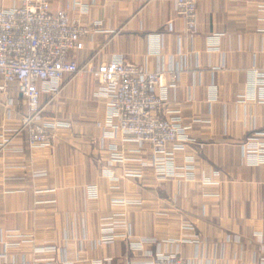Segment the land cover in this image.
I'll return each mask as SVG.
<instances>
[{
    "label": "crops",
    "instance_id": "0c3cea01",
    "mask_svg": "<svg viewBox=\"0 0 264 264\" xmlns=\"http://www.w3.org/2000/svg\"><path fill=\"white\" fill-rule=\"evenodd\" d=\"M69 2H54L53 10ZM81 2L87 12L76 7L72 15H82L91 32L74 59L82 65L93 58L98 67L123 56L151 72L178 70L177 86L167 78L159 93L168 102L166 115L179 120L197 145L175 152V179L161 182L152 170L140 180L105 177L114 157L110 169L121 177L150 153L139 155L126 139L106 136L108 107L87 74L45 99L47 122L68 125L51 129L57 135L53 149L31 152L26 134L3 145L28 114L12 86L14 104L0 110V252L4 242L17 243L10 257L21 260L35 243L65 247L66 258L77 264L142 260L143 251L131 252L119 239L122 229L113 242L103 240L110 234L103 219L116 211L113 200L127 197L141 201L125 221L135 238L153 240L145 250L180 252L191 264H263L264 158L257 163L242 145L254 132L264 136V104L251 98L255 82H264V0H198L193 37L179 21L168 29L174 0ZM7 98L0 92V101ZM123 221L118 216L115 224Z\"/></svg>",
    "mask_w": 264,
    "mask_h": 264
},
{
    "label": "built area",
    "instance_id": "2783aa9c",
    "mask_svg": "<svg viewBox=\"0 0 264 264\" xmlns=\"http://www.w3.org/2000/svg\"><path fill=\"white\" fill-rule=\"evenodd\" d=\"M0 1V78L3 80L0 92L8 95L5 101H0V110L13 106L9 94L14 85L28 109V114L20 121L19 130L13 137H5L3 145L18 135L26 134L31 152L53 149L57 135L51 129L57 130L68 125L47 122L45 113L50 101L45 102V99L57 96L73 79L87 74L98 84V100L104 101L108 107L110 131L106 136L126 139L139 155L150 153L147 161L138 158V168H124L121 177L115 176L110 169L114 166V157L108 161L103 175L111 179L131 177L140 180L144 173L152 170L161 182L177 178V171L171 162L175 152L186 149L191 143H197L190 140L187 128L179 120L166 115L168 102L159 90L166 86L167 78L170 86L175 88L180 72H168L162 68L151 72L144 65L131 63L123 56H117L110 63H102L98 67L94 66L93 58L80 65L74 58L84 50L85 41L91 32L83 23L82 15H72L76 7H79L82 14L87 12V6L81 0H70L66 9L56 11L53 10V3L61 0ZM197 3L198 0H174L175 18L168 22V29L174 31V24L179 21L184 24L185 34L193 37L198 26ZM259 10V21L264 23V2L259 4ZM261 31L264 32V28ZM253 72L256 76L260 75L257 69ZM252 95L254 102L264 104V82H255ZM261 135L254 132L242 145L244 152L256 156L257 163L264 158V136ZM121 159L124 162L123 156ZM41 175L35 174V177ZM96 198V193L91 196V199ZM140 203L139 199L127 197L113 200L112 205L116 211L103 219V225H110L104 228L105 233H110L103 239L105 243L113 242L117 237L116 230L122 229L119 239L128 243L130 251H143L144 259L130 261L128 264H191L180 252L145 250L146 243L153 240L137 239L131 234L125 217L131 207ZM118 216L124 217L120 225L115 224ZM193 242L199 243L196 238ZM3 247L0 264H77L66 258L65 247L37 246L32 243L27 247L30 255L21 260L10 257L12 248H20L17 243L4 242Z\"/></svg>",
    "mask_w": 264,
    "mask_h": 264
}]
</instances>
